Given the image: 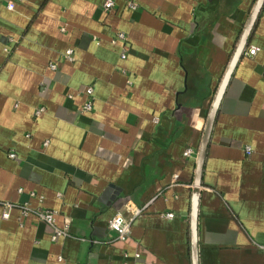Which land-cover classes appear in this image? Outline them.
<instances>
[{"label":"crops","instance_id":"1","mask_svg":"<svg viewBox=\"0 0 264 264\" xmlns=\"http://www.w3.org/2000/svg\"><path fill=\"white\" fill-rule=\"evenodd\" d=\"M105 1L0 0V264H191L198 149L255 0ZM247 46L203 162L198 264H264V5Z\"/></svg>","mask_w":264,"mask_h":264},{"label":"water","instance_id":"2","mask_svg":"<svg viewBox=\"0 0 264 264\" xmlns=\"http://www.w3.org/2000/svg\"><path fill=\"white\" fill-rule=\"evenodd\" d=\"M264 5V0H255L252 10L250 12L247 23L238 39L234 52L231 56L229 64L226 68V71L222 77V80L219 84V87L214 96L213 102L211 104L206 124L204 127L203 135L198 149L197 160H196V169L194 176V183L192 189V198H191V211H190V249H191V264H198V249H197V207L199 200V188L201 186V172L203 167V162L206 154L207 145L210 139L211 131L215 121L217 109L227 83L232 75V72L243 54L244 49L248 45L249 38L255 22L258 18V15Z\"/></svg>","mask_w":264,"mask_h":264},{"label":"built area","instance_id":"3","mask_svg":"<svg viewBox=\"0 0 264 264\" xmlns=\"http://www.w3.org/2000/svg\"><path fill=\"white\" fill-rule=\"evenodd\" d=\"M116 5V1L115 0H106L104 3V8L105 10H110L113 9ZM127 7H129L130 9H135L136 8V3L133 1H127L126 2ZM9 8H13V4H9L8 5ZM118 41H126V35L123 32H118L116 34V36L113 39L114 43H117ZM257 51V48L255 46H246V48L244 49V53L247 55H255ZM65 58L68 60H73L74 59V53L72 49H68L65 54H64ZM123 58L125 57V53H123ZM52 68H56V64H52L51 65ZM85 93H86V101L84 103V110L85 111H92L93 109V101H94V87L93 86H88L85 89ZM41 110L38 111V113H40ZM245 151L247 154L250 153V148L247 146L245 147ZM193 154V149L192 147H186L183 151V157L188 158L191 157ZM10 157L11 158H16V154L11 152L10 153ZM13 204L7 202L6 203V207L8 208V211H6L4 213V217H8L9 216V210L12 208ZM28 208L25 207V212L27 213ZM140 212H142L141 210H136L135 211V215L139 214ZM38 216L40 217V219L42 221H44L47 224H50L51 226L54 227V234H53V239L56 240L58 237L60 236H69V228L68 226L60 228L56 225V220H55V212L50 211V210H40L37 212ZM168 216H171V213L167 214ZM130 226H131V219H126L125 217H123L122 214L118 213L116 216H114L109 223V228L113 231H115L118 235V238L122 241L126 240L127 236L129 235L130 232ZM60 259H62V257H60Z\"/></svg>","mask_w":264,"mask_h":264}]
</instances>
